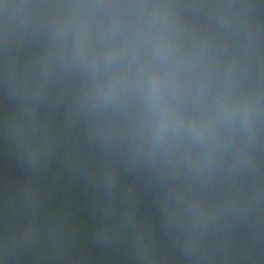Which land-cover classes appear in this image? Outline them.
Segmentation results:
<instances>
[{
	"label": "clouds",
	"instance_id": "1",
	"mask_svg": "<svg viewBox=\"0 0 264 264\" xmlns=\"http://www.w3.org/2000/svg\"><path fill=\"white\" fill-rule=\"evenodd\" d=\"M0 264H264V0H0Z\"/></svg>",
	"mask_w": 264,
	"mask_h": 264
}]
</instances>
